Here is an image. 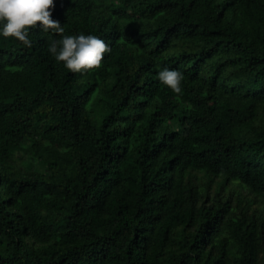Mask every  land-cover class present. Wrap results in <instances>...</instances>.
Wrapping results in <instances>:
<instances>
[{"label": "trees", "instance_id": "obj_1", "mask_svg": "<svg viewBox=\"0 0 264 264\" xmlns=\"http://www.w3.org/2000/svg\"><path fill=\"white\" fill-rule=\"evenodd\" d=\"M51 18L64 32L37 21L31 47L0 37V264H264V0ZM78 32L109 50L71 72L47 45Z\"/></svg>", "mask_w": 264, "mask_h": 264}, {"label": "clouds", "instance_id": "obj_2", "mask_svg": "<svg viewBox=\"0 0 264 264\" xmlns=\"http://www.w3.org/2000/svg\"><path fill=\"white\" fill-rule=\"evenodd\" d=\"M53 4L54 0H0V37H12L25 47H31L29 30L37 26V21L44 31L63 33L60 22L51 18ZM108 50L109 45L103 39L83 32L61 35L47 45L48 54L71 72L98 67ZM156 78L173 93L182 92L184 75L178 69L164 66L156 73Z\"/></svg>", "mask_w": 264, "mask_h": 264}, {"label": "rangeland", "instance_id": "obj_3", "mask_svg": "<svg viewBox=\"0 0 264 264\" xmlns=\"http://www.w3.org/2000/svg\"><path fill=\"white\" fill-rule=\"evenodd\" d=\"M159 111L160 114L166 116L167 118H169L172 113V109L170 107H160Z\"/></svg>", "mask_w": 264, "mask_h": 264}]
</instances>
